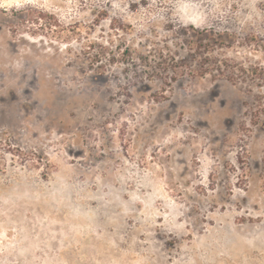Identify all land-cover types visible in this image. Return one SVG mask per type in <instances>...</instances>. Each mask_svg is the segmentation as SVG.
Returning <instances> with one entry per match:
<instances>
[{
  "label": "rangeland",
  "instance_id": "obj_1",
  "mask_svg": "<svg viewBox=\"0 0 264 264\" xmlns=\"http://www.w3.org/2000/svg\"><path fill=\"white\" fill-rule=\"evenodd\" d=\"M0 264H264V0H0Z\"/></svg>",
  "mask_w": 264,
  "mask_h": 264
}]
</instances>
